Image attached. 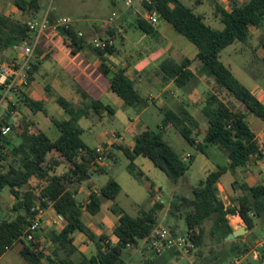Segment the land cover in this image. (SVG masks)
<instances>
[{
  "label": "trees",
  "instance_id": "obj_1",
  "mask_svg": "<svg viewBox=\"0 0 264 264\" xmlns=\"http://www.w3.org/2000/svg\"><path fill=\"white\" fill-rule=\"evenodd\" d=\"M149 1L150 3L142 1L143 9L155 11L159 20L170 24L197 50L193 59L184 58L179 63L170 58L163 60L159 64L163 83L172 82L177 88H184L196 78V72L192 69L195 66L197 74L212 78L217 88L225 90L243 106V111L231 109L217 94L210 93L201 108L207 120L202 140H198L185 125V120L191 122L185 111L174 113L165 110L162 125L158 126L157 130L144 129L134 137L131 147L117 145V149L128 160V173L137 180L148 182L146 190L151 197H155L154 185L135 165L134 160L137 157L150 160L174 184L184 176L195 157H190L186 162L177 154L162 137L165 128L174 127L189 145L194 146L196 154H206L209 145L224 151L228 165H217L215 170L191 188L189 197L176 196L172 208L184 218L186 233L193 232L189 237L193 246L203 245V225L211 220L210 236L228 247L220 252V258L225 259L228 254L237 256L243 253L241 246L234 240L225 242V237L233 231L229 218L239 217L249 233L253 230L255 221L264 224V183L260 179H254L241 184L242 194L233 198L228 207H225L218 196L217 184L220 177L228 171L233 174L236 169H247L251 161H264L263 147L248 123V116L264 123V104L220 61V53L233 42L245 43L250 36V28L262 26L264 0H245L241 3L233 0L230 11L216 7L215 16L223 24L221 30L211 28L201 15L181 0ZM14 5L22 14L30 16L40 9L39 0H14ZM47 18L50 24L54 23L53 16L48 15ZM134 27L146 35H156L153 26L144 18H137ZM66 33L67 36L61 38L68 41L65 46L75 54L86 44L85 37L78 36L73 26L68 27ZM107 34L114 36V29H108ZM32 36L26 22L0 14V51L13 49L22 42H29ZM260 44L264 50L263 36L260 37ZM90 48L102 58L100 71L109 77V90L126 106L146 107L147 99L142 98L134 88L126 69L119 67L111 72L104 63V56L113 54L114 47L101 50L92 45ZM35 50L36 53L39 52L37 47ZM262 61L264 64V54ZM37 70L38 64L32 62L31 75ZM81 95L84 99L88 98L84 92H81ZM18 98L28 108L47 115L41 102L31 100L23 92ZM55 101L67 115V118L61 121L50 118L59 131V137L55 140H51L40 130L27 114L17 110L12 102L6 103L4 117L0 118V128L9 126L12 135L21 140L16 145L10 138L0 134V192L8 189L13 198L10 212L14 214L10 219L0 220V258L14 245L19 244L18 254L25 264H123V252L129 247H137L139 241H146L150 237L157 226L156 214L162 209V204L154 202L153 208L142 210L138 216L129 215L115 203L121 187L113 177H108L106 182L95 190L88 185L90 193L87 200L80 203L76 199L77 185L87 183L97 169L105 171L96 163L95 148H90L82 141V129L78 121L87 115V110L95 113L105 110L110 114H113V110L99 100L91 99L86 111L74 107L62 97L56 98ZM61 165L66 166V171L56 175L55 168ZM103 200L112 202L109 210L117 217L112 231L117 238L115 244L98 238L83 221L85 213L91 216L100 213ZM48 205L64 217V226L60 230H49L45 241H40V235H36L35 242L19 240L30 224L36 208ZM76 233H82L95 241V254L87 257L77 251L73 245V235ZM258 253L259 263H264V249L258 250ZM209 263L210 261L205 259L203 264Z\"/></svg>",
  "mask_w": 264,
  "mask_h": 264
},
{
  "label": "rangeland",
  "instance_id": "obj_2",
  "mask_svg": "<svg viewBox=\"0 0 264 264\" xmlns=\"http://www.w3.org/2000/svg\"><path fill=\"white\" fill-rule=\"evenodd\" d=\"M142 1L143 0H139L140 11H142ZM181 1L195 13H201L202 11L204 13V22L211 28L216 30H221L223 28V24L215 17L211 5L204 3L200 6L193 7L189 4L191 0ZM0 3L4 4L8 10L13 9V0H0ZM40 5L41 7L38 12L39 19L42 18L46 12L47 16L58 14L61 17L70 18H73L75 15H83L87 23L85 25L86 27L80 31L86 38H92L94 36L105 38L107 29L100 24H106L111 15L110 13L115 10L116 15L120 16L117 19L114 18V22L108 26L110 29H114L115 49L120 48L119 39H117L120 34L117 32L116 25L122 22L121 16L123 14L129 16V26H127V30L130 39H137L139 41L152 40L151 35H146L134 27L135 20L138 16L132 15L130 8H126L125 11L121 10L124 6L123 0L118 1L115 5L111 4V0H41ZM11 15L14 20L18 21L29 19L28 16L20 14L19 11L15 9L14 13L11 12ZM57 18L58 16L55 15L54 22ZM125 19L127 20V18H124V20ZM154 26L158 28L162 27L163 29L166 26L169 29L168 34H166V32L162 34L166 37L165 40H163V45H170L172 48L170 55H167L168 58L179 63L182 59H191L192 56L195 55L197 50L194 45L177 33L168 23L159 20ZM47 32L48 31L43 35ZM261 36L264 37V23L259 28H251V34L245 43L239 41L233 42L220 53V61L230 69L241 84L250 91H256L259 99H262V93L264 92V64L262 61L264 50L260 44ZM143 45L147 46L148 44L143 42ZM39 47V52H34L32 58L33 62L39 63V69L33 76V92L31 97L33 100L43 101V109L46 111L47 115L41 111L28 108L17 95L12 97V103L15 104L16 109L27 114L37 124L40 130L51 140H55L59 137V131L52 124L50 118L60 121L67 118L65 111L56 103V98L62 97L74 107L85 111L89 107V100L82 99L76 92V86L80 85L84 87L93 98L98 97L103 104L109 105L113 110V114H108L107 111L95 113L92 110H87V116L82 117L78 122V125L82 129V141L90 148H95L108 140L112 133L122 136V140L119 141V143L116 142L107 148L106 160L108 163L106 166H101L105 172L97 169L98 171L96 174L94 173L87 183L85 182L77 185V191L80 187L82 191L76 194V199L80 203H83L87 200L90 190L88 185L91 186V189H97L106 182L108 177H113L121 187V191L115 203L129 215L133 217L138 216L140 214V212H137L138 210L151 209L153 208V204L150 205L151 201L158 202L162 204L163 211L156 217V227L166 228L176 236H185V220L178 212L173 210L172 202L176 196L189 197L191 195V188L196 186L200 180L204 179L206 172L214 170L217 165H226L228 162L226 153L224 151H218L213 145H209L206 149V154H196L194 146L189 145L174 127L170 126L165 128L162 137L170 147L183 157L186 162L189 161L190 157L195 156V159L184 176L180 177L177 183L174 184L162 171L156 168L150 160L145 157H139L137 161L139 165H141L142 160H145V162L149 163L153 168L152 171L147 172L149 180L154 181L155 184L161 188V193H158L157 196L155 194V197H151L146 190L148 182L146 180H137L128 173L126 169L128 160L122 152L117 149V145L126 146L127 142H125L123 138H126L127 134L125 130L130 124H133L136 134L144 129L157 130V127L162 125L163 112L167 109L177 111L179 109L178 101L184 98L186 99V104L184 105H186L193 114V120L198 124L200 129L196 131L193 123L189 121H185V124L195 132L198 139H201L203 130L207 126L201 108L208 94H217L219 98L233 110L243 111V106L237 103L225 90L217 88L212 78L197 74L196 67L194 66L192 69L200 79L195 78L182 89L176 88V86L173 85L172 93H169L170 106L166 102H157L156 105L152 104L153 100L150 98L157 100V97L160 96V90L157 87H150L147 79L153 74L152 70L148 68L146 70L147 72L140 78L142 82L137 88L142 98L147 97L148 106L146 108L129 107L126 106L118 96L112 92H108L104 83L97 78L88 66H77L72 69L69 65H63V61H67L68 59L77 61V57H73L66 53L65 51H67V49L61 41L49 39L45 45L42 44L39 45ZM48 50L50 51V55L44 59L45 53ZM8 57L11 58L8 53L0 51L1 59L7 60ZM46 86H48L47 89L45 88ZM176 89L179 97H175L173 94ZM6 107L7 105L5 103L0 106V118L4 117ZM17 117L14 118L16 119ZM250 118L251 117L248 116V121ZM263 124L261 120L255 119L250 125L251 128L255 130L256 126H263ZM257 133L260 134L258 140L264 150L263 127L260 131H257ZM7 137L13 142H17L18 140L11 132ZM127 140L130 142L131 138L128 137ZM109 162L111 163L110 165ZM140 167H142V165ZM248 169L252 172V175H258V172L263 173L264 161H251L247 170ZM247 170L236 171L233 174L228 171L221 176L220 181L223 183L221 186L226 187L229 192H220L218 190V196L227 207L233 198L242 194L240 185L248 181H253L252 176H249ZM65 171L66 166L55 168V173L57 175H61ZM232 179L231 187H229V182ZM12 203L13 198L10 196L9 191L7 189L2 190L0 192V220L10 219L14 216V214L10 212ZM102 203L104 205L103 209L106 211L107 201L103 200ZM159 211H157V213ZM102 214L100 212L96 216H91L85 213L83 215V221L93 233L94 229L99 231V235H97L98 238H102L110 243L112 240L114 222L103 220L105 217H102ZM211 224L212 222L209 220L203 225L205 234L203 245L200 247L192 245L189 246L187 250L181 247L179 250L166 252L159 256L150 252L147 243L139 241L137 247H129L123 252V264H203L205 259L210 261L209 264L216 262L225 264V262L234 257L235 254H228L225 259L220 258V252L227 250L228 247L210 236L209 230ZM229 225L233 230L240 227L245 228L240 218H238V220L229 219ZM263 233L264 224L255 221V226L250 233L247 231L234 239V241L241 246L243 251V253L237 255L241 259L240 264H264L259 263V260L256 259L258 254L256 244L263 237ZM76 243L78 246L75 247L79 253L87 257L95 254V241H92L90 238L85 237L83 242L76 241ZM19 246V244H16L8 250L1 257L0 264H25V261L18 254Z\"/></svg>",
  "mask_w": 264,
  "mask_h": 264
},
{
  "label": "crops",
  "instance_id": "obj_3",
  "mask_svg": "<svg viewBox=\"0 0 264 264\" xmlns=\"http://www.w3.org/2000/svg\"><path fill=\"white\" fill-rule=\"evenodd\" d=\"M118 1H120V0H111V4L112 5H115ZM234 1H236V2H238V3H241V2H243V1H245V0H234ZM40 2H41V0H39V4H40ZM232 2H233V0H191V3H189L191 6H193V7H197V6H200V5H202V4H204V3H207V4H209V5H211L212 6V9H213V13H214V15H215V8L216 7H220V8H222V9H224L225 11H230L231 10V7H232ZM139 0H135L134 2H133V6H132V8H131V11H132V15H135V16H138V18H143V14H144V9H143V7H141V9H142V11H140V5H139ZM40 7H41V5H40ZM14 9L15 10H17V11H19V13L20 14H22V12L14 5V0H13V9L12 10H8L6 7H5V5L4 4H1L0 3V14L1 15H3V16H6V17H10V18H12V19H14L13 18V16L11 15V12H13L14 13ZM40 10V9H39ZM122 11H125L126 10V7L125 6H123V8L121 9ZM39 12V11H38ZM38 12L35 14V15H33V16H30V15H28V14H22V15H26V16H28L29 17V19H27V20H24L23 22H26V23H28L29 21H31V20H33V19H38L39 20V18H38ZM112 12H116L115 10H113ZM111 12V13H112ZM143 12V13H142ZM110 13V14H111ZM47 14V12L45 13V15ZM116 14V13H115ZM197 14H199V15H201L202 17H203V12L201 11V13H197ZM44 15V16H45ZM55 15H57L58 16V18L56 19V20H58V19H61V18H69L71 21H72V24H71V26H73L75 29H76V31L77 32H81L80 30L81 29H84L86 26V23H87V21H86V19L84 18V16L83 15H75L73 18L71 17H61V16H59L58 14H54V15H52L53 17H55ZM126 15V14H125ZM124 14L121 16V19H122V22L121 23H118L116 26H117V32L120 34L119 35V37H117V39H119V43H120V48H114V53L113 54H111V55H105L104 56V63L106 64V66L108 67V69L111 71V72H114L117 68H125L126 69V74H127V76L129 77V79L133 82V85H134V88L137 90V88H138V86L140 85V83L142 82L141 80H140V78L142 77V75L143 74H145L147 71V69L149 68V69H151L152 70V76L151 77H148V81H149V84H150V87H157L159 90H160V96L159 97H157V100H155L154 98H150V97H148V98H150L151 100H153L152 101V104L153 105H156L157 104V102H159V103H167V104H169V106H170V101H169V93H172V90H173V83L172 82H169V83H167V84H164L163 83V81H162V74L159 72V64L163 61V60H165V59H167L168 57H167V55L169 56L170 55V53H171V51H172V48H171V46L170 45H163V40H165V38L166 37H164V35H162L163 34V32H166V34H168V31H169V29L165 26L164 27V29L161 27V28H158V27H156V26H153V28L155 29V31H156V35H155V37L153 36L152 37V40H147V41H142V40H135V39H130V36H129V34H128V30H127V26H129V22H128V20H129V16H125ZM43 16V17H44ZM111 16V15H110ZM109 16V17H110ZM120 16V15H119ZM119 16H117L116 15V17H115V19H117ZM42 17V18H43ZM216 17V16H215ZM124 18H127V20L125 19L124 20ZM41 19V18H40ZM114 19V20H115ZM203 19H204V17H203ZM114 20H113V22H114ZM159 21V20H158ZM161 21V20H160ZM112 22V23H113ZM164 22V21H163ZM165 23H167V22H165ZM101 26H104L107 30L108 29H110L108 26L109 25H111V24H100ZM170 25V24H169ZM133 26V25H132ZM252 28H254V27H252ZM164 30V31H163ZM52 32L51 31H49L48 30V32L45 34V35H43L41 38H40V40H39V43H38V45H37V49H40V47H39V45H45L46 43H47V41L49 40V39H54V40H57V41H61L64 45H65V42H67L68 43V41L66 40V41H64L61 37H58V36H55L54 34H51ZM82 33V32H81ZM250 34H251V28H250ZM82 35H83V33H82ZM84 36V35H83ZM106 37L107 36H110L109 34H107L106 33V35H105ZM115 36V35H114ZM114 36H110L111 38H112V40L114 41V45H113V47H115V40H114ZM85 37V36H84ZM95 37V36H94ZM99 37V36H98ZM93 38V37H92ZM92 38H86L85 37V45L83 46V48L80 50V51H78L77 53H75V54H72L70 51H69V49L65 46V48L67 49V51H65L66 53H68V54H70V55H72L73 57H77V61H72V60H70V59H68L67 61H63V65H65V66H71L72 67V69L73 68H75V67H86V66H88L89 68H90V70H92V72L97 76V78L101 81V82H103L104 83V85L106 86V89H107V91L108 92H111L110 90H109V77L108 76H106V75H104V74H102V72L100 71V66H101V64H102V58H100L98 55H96L92 50H91V48H90V46H92V43H91V40H92ZM102 38V37H101ZM138 42V43H137ZM143 42H146L148 45L147 46H144L143 45ZM121 49V50H120ZM36 51V50H35ZM2 52H4V53H8L9 54V56L12 58V57H14V56H16L17 54H18V51L15 49V47L13 48V49H7V50H4V51H2ZM36 53V52H35ZM49 55H50V51L48 50L46 53H45V56H48L49 57ZM195 55H196V53H195ZM195 55L194 56H192V58L191 59H193L194 57H195ZM10 58L8 57V59L7 60H9ZM44 59H46L45 57H44ZM7 60H4V59H1L0 58V63L1 62H4V61H7ZM33 62V61H32ZM38 69H39V63H38ZM229 69V68H228ZM230 70V69H229ZM38 71V70H37ZM36 71V72H37ZM35 72V73H36ZM34 76V75H33ZM195 76H196V78H198V79H200V77H198L197 75H196V73H195ZM33 80H32V82H31V85H30V87L24 92L25 94H26V96L28 97V98H30L31 100H33V98L31 97V94H32V92H33ZM46 89L48 88V86H46L45 87ZM177 88V87H176ZM255 88V87H254ZM138 91V90H137ZM76 92L81 96V98L82 99H84L83 97H82V95H81V92H84L85 94H87V96H88V100H89V102H90V100L92 99V100H99L100 101V99L97 97V98H93L91 95H90V93H88L85 89H84V87H82V86H80V85H77L76 86ZM252 92V94H254L257 98H258V100H260L259 99V97L257 96V94H256V91H251ZM174 95H175V97H179V95H178V93H177V89L174 91V93H173ZM146 99H147V97H146ZM183 99V98H182ZM185 98L183 99V100H181V101H178L179 102V109L177 110V111H172V109H167V110H170V111H172V112H174V113H178L180 110H183V111H185L188 115H189V117H190V119H191V122L189 121V120H187V121H189L190 123H193V125H194V127H195V129H196V131H199V129H200V127L198 126V124L196 123V122H194V120H193V114L190 112V110L188 109V107H186V105H184V104H186L185 103ZM33 101H36V102H41L42 104H43V101L42 100H33ZM148 101V100H147ZM101 102V101H100ZM104 105H106V104H104ZM107 106H109V105H107ZM147 106H148V102H147ZM146 106V107H147ZM110 107V106H109ZM146 107H144V108H146ZM105 110H102V111H100L99 113H103ZM108 113V112H107ZM88 114V113H87ZM108 114H110V113H108ZM87 115H85V116H83V117H86ZM29 117V116H28ZM30 118V117H29ZM31 119V118H30ZM81 119V118H80ZM206 119V118H205ZM32 120V119H31ZM255 119L254 118H250L249 119V121H248V123H249V125L251 124V122H253ZM33 121V120H32ZM186 121V120H185ZM185 121H184V123H185ZM34 122V121H33ZM79 122V121H78ZM206 122H207V120H206ZM263 122V121H262ZM35 123V122H34ZM185 125H187V124H185ZM197 125V126H196ZM251 126V125H250ZM189 127V126H188ZM207 127V126H206ZM263 127V129H264V124H263V126H260V125H258V126H256V129L254 130V129H252L253 131H254V133H255V135H256V137L258 138V137H260V134H258L257 133V131H260V129ZM190 128V127H189ZM191 129V128H190ZM206 129V128H205ZM205 129L203 130V134H204V131H205ZM143 131V130H142ZM141 131V132H142ZM125 132H126V138H123V140L125 141V142H127V144H126V146H132L133 145V139H134V137L136 136V135H138L139 133H141V132H139L138 134H136L135 133V129H134V127H133V124H130L128 127H127V129L125 130ZM193 132V131H192ZM203 134H202V137H203ZM193 135H195V132H193ZM128 137H130L131 138V141L130 142H128ZM202 137H201V139H198V140H202ZM18 140H17V142H13V141H11L13 144H19L20 142H21V140L19 139V138H17ZM117 143H119V142H117ZM216 147V146H215ZM216 149L218 150V151H222V150H220V149H218L217 147H216ZM121 152V151H120ZM201 154V153H200ZM204 155V154H203ZM139 157H141V156H139ZM139 157H137L135 160H134V163H135V165L144 173V175L148 178V176H147V172H150V171H152V167L150 166V164L149 163H147V162H145V160H142V163H141V165H142V167H140L141 165H139L138 164V158ZM183 158V157H182ZM184 159V158H183ZM194 159H195V157H194ZM194 161V160H193ZM257 162V161H256ZM228 163H229V161L227 162V164L226 165H228ZM111 163L109 162V165H110ZM61 166H65V165H61ZM144 166V167H143ZM248 168V167H247ZM240 170H247V169H242V168H239ZM239 169H236V171H240ZM215 170V169H214ZM213 171V170H212ZM235 171V172H236ZM248 171V173H249V176H252V178H253V180L254 179H260V178H262L263 176H264V171H263V173H260V172H258V175H252V172L248 169L247 170ZM209 172H211V171H208V172H206L205 173V175H204V178L206 177V175L209 173ZM55 173V172H54ZM56 174V173H55ZM96 174V173H95ZM97 174H100V173H97ZM57 175V174H56ZM149 179V178H148ZM220 179H221V177H220ZM220 179H219V182H218V184H217V187H218V190L221 192H229V190L226 188V187H222L221 185L223 184L221 181H220ZM151 181V180H150ZM232 181H233V179L229 182V187H231V183H232ZM152 183H153V185H154V190L156 191V196H157V194L158 193H161V188L158 186V185H156L155 184V182L154 181H151ZM248 183H249V181H248ZM101 186V185H100ZM8 190V189H7ZM93 190H95V189H93ZM81 191H82V188L80 187L79 189H78V191H77V193H81ZM89 193H90V190H89V192H88V195H89ZM10 194V193H9ZM11 196V195H10ZM156 201H158V200H156ZM161 202V201H160ZM154 203V201L152 202L151 201V203H150V205L151 204H153ZM13 204V203H12ZM230 204H231V202L229 203V206H230ZM107 206H106V211H104V209H103V207H104V205H103V203H102V205H101V214H102V217H105V219H103V220H110L111 222H114V225H115V223H116V221H117V217L115 216V215H113L111 212H110V210L108 209L111 205H112V202H110V201H107V204H106ZM149 205V206H150ZM225 205V204H224ZM225 207H227L226 205H225ZM149 210V209H148ZM142 210H138L137 212H141ZM161 211H163V208L156 214L157 216L156 217H158V215H160V213H161ZM239 217H230L229 219L230 220H232V219H234V220H236V219H238ZM87 227H88V225H87ZM89 228V227H88ZM113 228H114V226H113ZM90 229V228H89ZM48 231V229L47 228H45V229H43L42 230V235L40 236V241H45L46 240V236H45V234H46V232ZM94 231V233L96 234V235H99V231H96L95 229L93 230ZM112 231H113V229H112ZM85 237L86 236H84V234H82V233H76V234H74L73 235V239H74V241H73V245L74 246H78L77 245V243H76V241H81V242H83L84 241V239H85ZM116 241H117V238L113 235V233H112V240L110 241V244H115L116 243ZM20 247V246H19ZM19 250V249H18ZM1 259V258H0Z\"/></svg>",
  "mask_w": 264,
  "mask_h": 264
},
{
  "label": "built area",
  "instance_id": "obj_4",
  "mask_svg": "<svg viewBox=\"0 0 264 264\" xmlns=\"http://www.w3.org/2000/svg\"><path fill=\"white\" fill-rule=\"evenodd\" d=\"M135 0H123V4L126 8H132L133 2ZM150 3L149 0H145ZM116 17L114 12L107 20V24H111ZM143 18L152 26L157 24L159 18L155 11H145ZM72 21L69 18H61L56 20L53 24L48 22L47 15L41 19H33L27 23V27L32 33V40L29 42H22L15 46L18 54L7 61L0 63V106L3 103L12 102L13 96H19L20 93H24L31 85L33 76L31 75V63L35 52V49L39 43L40 38L46 31H51L55 36H57V28L59 26L64 27L66 30L70 27ZM78 36H82L81 32H77ZM61 37V36H58ZM92 45L98 49H105L107 47H112L114 42L110 36L101 38L95 36L91 40ZM261 103L264 104V92L262 93ZM11 132L9 126H3L0 128V134L2 136H8ZM122 140V136L116 133L110 134V138L105 142L99 144L95 147L96 152V163L100 166H106V154L107 148ZM262 183H264V176L260 178ZM66 223L63 216L55 212L51 205L46 207H37L33 218L30 220V224L24 230L23 235L19 240L26 242H35L36 235H42V230L47 228L48 230H60ZM193 234L192 231L186 233L185 236H176L171 233L170 230L163 227H155L150 237L143 241L147 243V247L150 252L155 255H162L166 252L179 250L181 247L187 250L192 243L189 239L190 235ZM257 250L264 249V233L263 237L256 244ZM257 260H260L259 253L257 254ZM240 257L234 256L228 260L225 264H240Z\"/></svg>",
  "mask_w": 264,
  "mask_h": 264
},
{
  "label": "water",
  "instance_id": "obj_5",
  "mask_svg": "<svg viewBox=\"0 0 264 264\" xmlns=\"http://www.w3.org/2000/svg\"><path fill=\"white\" fill-rule=\"evenodd\" d=\"M57 32L61 37L67 36L66 30L62 26H59L57 28ZM246 232H247V230L244 227H240L238 229H235L225 237V242L233 241L236 237H239Z\"/></svg>",
  "mask_w": 264,
  "mask_h": 264
}]
</instances>
